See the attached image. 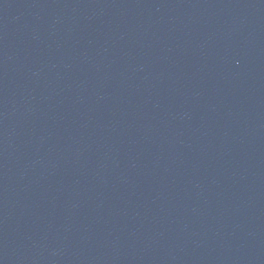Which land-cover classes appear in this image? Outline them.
Here are the masks:
<instances>
[{"label": "water", "instance_id": "1", "mask_svg": "<svg viewBox=\"0 0 264 264\" xmlns=\"http://www.w3.org/2000/svg\"><path fill=\"white\" fill-rule=\"evenodd\" d=\"M0 264H264V0H0Z\"/></svg>", "mask_w": 264, "mask_h": 264}]
</instances>
